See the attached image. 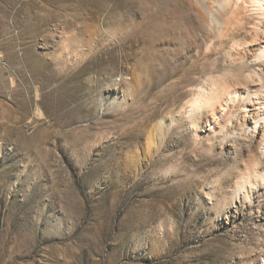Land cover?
I'll return each instance as SVG.
<instances>
[{
	"label": "rangeland",
	"instance_id": "1",
	"mask_svg": "<svg viewBox=\"0 0 264 264\" xmlns=\"http://www.w3.org/2000/svg\"><path fill=\"white\" fill-rule=\"evenodd\" d=\"M156 7L0 0V264H264V196L235 191L246 140L205 125L193 140L180 115L214 81L253 86L254 69L230 62L231 40L183 65L173 55L161 83L141 76L170 36L140 30ZM120 71L144 78L113 109Z\"/></svg>",
	"mask_w": 264,
	"mask_h": 264
},
{
	"label": "bare ground",
	"instance_id": "2",
	"mask_svg": "<svg viewBox=\"0 0 264 264\" xmlns=\"http://www.w3.org/2000/svg\"><path fill=\"white\" fill-rule=\"evenodd\" d=\"M157 2L156 10L142 17L140 30L149 37H152L153 32L161 36L160 33L164 31H168L170 36L156 40L153 37L155 41L141 62V76L151 79V82L161 83L168 72L173 71L170 69L173 55L180 56L177 65H183L204 55L217 54L219 48L222 49L231 40L227 50L230 62H246L253 67V86L233 89L214 81L193 92L180 115L191 120L193 140H200L203 125L210 134L223 133L224 136H228V129L233 127V134L238 132L240 140H246L243 142L246 168L236 181L235 191L237 196L240 194L245 200L260 199L264 196V0ZM171 12L175 13L178 20H182L183 29H173L177 21L170 25ZM126 75V72L120 71V79H114L113 86L107 89L113 94L112 101L108 102L113 109L126 106L134 89L133 84L136 85L139 78H144H136L132 83ZM234 120L236 124L231 126ZM171 124L173 128L175 117ZM241 148L242 145L240 151Z\"/></svg>",
	"mask_w": 264,
	"mask_h": 264
}]
</instances>
